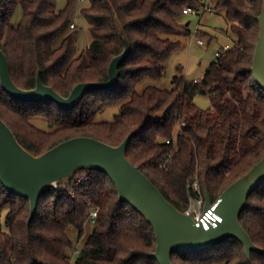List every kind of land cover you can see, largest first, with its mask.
<instances>
[{
	"label": "trees",
	"instance_id": "1",
	"mask_svg": "<svg viewBox=\"0 0 264 264\" xmlns=\"http://www.w3.org/2000/svg\"><path fill=\"white\" fill-rule=\"evenodd\" d=\"M77 1L67 0L58 10L57 0H0V49L9 60L12 79L30 90L40 74L45 85L68 97L79 83L109 81L110 64L124 52L127 40L131 53L118 69L117 86L89 91L75 108L65 110L53 101L16 100L0 79V117L36 156L75 137L119 146L132 134L128 159L179 211L185 213L196 196L195 181L204 199L208 192L216 201L264 157V90L252 72L264 0H211L214 9L224 10L235 48L215 57L201 81H188L179 68L169 90H138V85L164 76L167 60L181 47L177 39L191 35L181 21L183 9L200 6L201 0H88L81 13L93 41L74 57L76 32L71 30L77 27L70 25ZM18 6L22 16L13 23ZM198 36L213 39L202 31ZM198 94L209 96L210 108L196 105ZM116 104L120 112L113 122L93 121L97 112ZM33 117L45 118L54 129L37 128ZM168 157L167 168H160ZM78 173H86L87 179L75 198L66 187L72 178L59 182L60 190L51 187L42 195L31 223L30 200L11 194L0 182V208L7 210L6 228H0V264H159L152 257L157 239L147 218L120 200L104 172L82 168L73 176ZM94 208L98 216L86 236ZM240 221L264 249V183L249 196ZM71 230L77 241L85 237L73 262ZM172 261L264 264V253L252 251L249 258L244 244L228 237L205 251L174 253Z\"/></svg>",
	"mask_w": 264,
	"mask_h": 264
},
{
	"label": "water",
	"instance_id": "2",
	"mask_svg": "<svg viewBox=\"0 0 264 264\" xmlns=\"http://www.w3.org/2000/svg\"><path fill=\"white\" fill-rule=\"evenodd\" d=\"M257 19L260 36L252 72L256 83L264 90V3ZM125 42L124 52L110 64L109 81L79 83L68 97H63L54 88L45 85L40 74L34 89L18 87L12 79L9 60L0 49L2 87L16 100L27 103L53 101L61 108L71 110L82 101L87 92L111 90L117 86L118 69L131 53L128 41ZM132 136H128L119 146L94 137H75L36 156L20 144L14 132L0 117V182L11 194L30 200L31 223L40 198L54 183L71 179L75 171L82 168L98 169L115 184L120 200L141 212L153 227L157 246L152 257L159 264H174V253L205 251L228 237L242 242L249 258L252 251L264 253V249L253 242L240 221V214L246 208L249 196L264 183V157L221 194L214 213L222 220H217L216 227L205 229L203 226H196L193 214L179 211L153 181L128 159L126 153ZM212 203L207 192L204 211L211 209Z\"/></svg>",
	"mask_w": 264,
	"mask_h": 264
},
{
	"label": "rangeland",
	"instance_id": "3",
	"mask_svg": "<svg viewBox=\"0 0 264 264\" xmlns=\"http://www.w3.org/2000/svg\"><path fill=\"white\" fill-rule=\"evenodd\" d=\"M67 4V0H57L58 10L63 9ZM89 5L88 0H78L75 10L74 18L76 30L74 37V57H78L83 51H85L93 41V37L90 32V25L87 20L83 17L81 11ZM214 6V5H212ZM22 16L21 7H16L14 14L12 16V22L17 23ZM182 24L190 21L189 29L191 30V35L189 37H180L177 40L181 41V47L176 50L166 62V72L160 80H153L146 78L140 82L138 85V90H143L149 86H155L160 89H171L173 87V77L177 74L179 68H183V73L188 81H198L203 79L210 63L215 58V53L221 50L225 45L233 44V36L231 35L230 24L227 22L224 10L214 9L213 12H206L199 18L193 15L182 17ZM200 24V31L213 36V39H205L194 35L193 32L197 26ZM202 39L204 45H198L197 40ZM61 38L58 40L57 44L60 42ZM176 40V38H175ZM196 105L201 109H208L211 107V100L209 96L198 94L195 97ZM120 112V104L110 105L105 107L103 110L97 112L93 117V121L96 123L102 122H113L115 116ZM31 123L37 128L44 131H49L53 128L45 118L33 117L31 118ZM179 127L175 131V135L178 133ZM77 176H87L86 173H78ZM219 199V198H218ZM217 199V200H218ZM7 210L0 208V228L3 230L6 228ZM91 226L86 223V236L90 233ZM71 237L75 242V248L80 249L83 245L85 237L83 240H78L74 235V230H71ZM76 232V231H75ZM76 251V250H75ZM75 251L72 254V262L75 258Z\"/></svg>",
	"mask_w": 264,
	"mask_h": 264
},
{
	"label": "built area",
	"instance_id": "4",
	"mask_svg": "<svg viewBox=\"0 0 264 264\" xmlns=\"http://www.w3.org/2000/svg\"><path fill=\"white\" fill-rule=\"evenodd\" d=\"M201 1H202V3L200 6H187V7H185L183 9V14L186 16H190V15L196 16L199 18V22H200L201 17L203 16L204 13L213 12V10H214V8L211 4V0H201ZM70 27L72 29L76 27L75 21L72 22ZM199 31H200V24L198 23L193 34L197 35V33ZM197 43H198V45H204V41L200 38L197 40ZM234 48H235L234 44H232V45L227 44L221 50H218L215 53V57H218L222 53H224L230 49H234ZM182 125H184V123ZM177 134L176 135L174 134V136H173L174 141L176 139ZM166 142L169 144L171 142V139L167 140ZM170 160H171V157L165 158L159 164V167L162 169H166ZM86 179H87L86 176H77L76 175L75 177L73 176L72 179L69 181V183L67 184L66 187L71 192L72 198H75L77 191L85 183ZM52 188L55 190H60L61 186H60L59 182H57V183H54L52 185ZM193 188H194V191L196 192V196L192 197L190 199L189 207L185 213L194 215V219H195V223H196L197 227L203 226L205 229H210L211 226L216 227L217 226V220H220V221L222 220L219 215L214 213V210H215V208L219 202V199L216 201H212L213 203H212L211 209H209L208 211H204L206 199H204V197L202 196L197 181H195L193 183ZM97 216H98V209L94 208L90 213L87 224H89L90 226L95 224ZM78 251L79 250L76 249L75 254H77Z\"/></svg>",
	"mask_w": 264,
	"mask_h": 264
},
{
	"label": "crops",
	"instance_id": "5",
	"mask_svg": "<svg viewBox=\"0 0 264 264\" xmlns=\"http://www.w3.org/2000/svg\"><path fill=\"white\" fill-rule=\"evenodd\" d=\"M190 21L189 22H187V26H188V28H189V26H190ZM190 30V29H189ZM191 31V30H190ZM198 81H201V80H198ZM197 82V81H196Z\"/></svg>",
	"mask_w": 264,
	"mask_h": 264
}]
</instances>
